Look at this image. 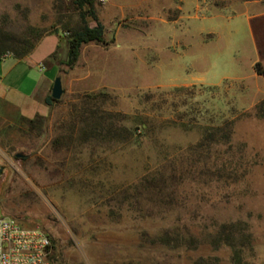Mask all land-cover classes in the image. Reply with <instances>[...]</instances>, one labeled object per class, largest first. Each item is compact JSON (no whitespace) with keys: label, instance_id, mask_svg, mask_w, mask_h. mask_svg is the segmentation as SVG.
<instances>
[{"label":"rangeland","instance_id":"obj_1","mask_svg":"<svg viewBox=\"0 0 264 264\" xmlns=\"http://www.w3.org/2000/svg\"><path fill=\"white\" fill-rule=\"evenodd\" d=\"M95 9L89 24L104 26L106 42L84 44L70 68L63 26L80 21L71 0H0L1 27L51 31L24 59L0 61V211L44 229L65 264H264V15L249 18L264 0H95ZM58 76L65 92L50 106ZM100 91L109 109L150 116L147 132L128 145L70 143L76 97ZM37 115L39 131L20 118ZM223 119L235 120L234 149L212 146L205 168L225 174L202 176L188 148L204 120ZM180 156L177 182L160 194L140 187ZM165 234L177 242L158 240Z\"/></svg>","mask_w":264,"mask_h":264},{"label":"trees","instance_id":"obj_2","mask_svg":"<svg viewBox=\"0 0 264 264\" xmlns=\"http://www.w3.org/2000/svg\"><path fill=\"white\" fill-rule=\"evenodd\" d=\"M71 8H73L78 16L79 23L73 25L70 20L67 21L63 28L68 29V59L66 64L73 68L79 60L81 48L84 44L89 42H106L105 30L101 23L95 26L89 24V19L97 20V12L95 9V0H71ZM53 32V31H52ZM51 31L41 30L34 26H29L23 34H17L0 26V61L4 59L7 53L18 59H24L30 55L40 41L49 35ZM56 52L51 54L54 57ZM258 74H263V70L256 68ZM110 96L105 91L84 93L76 97V103L73 105V117L67 127V136L71 141L81 144L96 145V144H123L128 145L138 140L139 134H145L151 124L150 116L130 115L120 111H113L107 107ZM56 100L52 98L51 94L45 98L48 105H53ZM149 102V96L143 103ZM186 105V101L182 102ZM167 101H163L160 106H165ZM154 107L156 110H162V107ZM256 116L264 118V100L256 106ZM23 121L29 124L32 131L41 130L44 124V117L37 115L34 118L20 117ZM163 124L170 122L169 118L162 119ZM184 124V123H183ZM234 119H223L220 123L206 122L202 125V137L194 145L188 148L192 164L197 161L205 163L204 168L201 169L200 174L207 176H214L225 173V167L205 168L207 162L211 159V150L214 145H223L226 147L225 152H231L234 149L233 135H234ZM68 143V145L70 144ZM67 145V146H68ZM187 152V153H188ZM218 158V157H217ZM183 156L173 158L167 161L166 164L148 172L140 180V187L146 189V193H162L169 187L168 183L177 182L181 173L178 172L176 163L183 162ZM227 176H232L228 172ZM142 194V192H141ZM127 199V198H125ZM233 226V224L231 225ZM226 226V227H231ZM52 240V259L54 264H65L62 257L61 249L57 244V240ZM250 238L247 235V238ZM158 240L162 242H177L178 239H170L168 234L161 236Z\"/></svg>","mask_w":264,"mask_h":264},{"label":"built area","instance_id":"obj_3","mask_svg":"<svg viewBox=\"0 0 264 264\" xmlns=\"http://www.w3.org/2000/svg\"><path fill=\"white\" fill-rule=\"evenodd\" d=\"M10 56L9 52L4 58ZM52 253V240L44 229L24 226L0 211V264H54Z\"/></svg>","mask_w":264,"mask_h":264},{"label":"water","instance_id":"obj_4","mask_svg":"<svg viewBox=\"0 0 264 264\" xmlns=\"http://www.w3.org/2000/svg\"><path fill=\"white\" fill-rule=\"evenodd\" d=\"M64 92H65V89L63 88L62 77L58 76L53 83L51 96L52 98L59 100L63 96ZM23 156H25V154L23 153L16 154V157H23ZM3 170L4 168L0 167V174L2 173Z\"/></svg>","mask_w":264,"mask_h":264},{"label":"crops","instance_id":"obj_5","mask_svg":"<svg viewBox=\"0 0 264 264\" xmlns=\"http://www.w3.org/2000/svg\"><path fill=\"white\" fill-rule=\"evenodd\" d=\"M264 15V12H260V13H257V14H255V15H252L251 17H249V18H251L252 20L253 19H255V18H260L261 16H263ZM257 50H258V54H259V49H258V47H257ZM49 82H51V79H49V78H46L45 80H44V87H45V93H46V90H47V87H48V85H49ZM37 91L35 90V92H33V95H36L35 93H36ZM32 95V96H33Z\"/></svg>","mask_w":264,"mask_h":264}]
</instances>
